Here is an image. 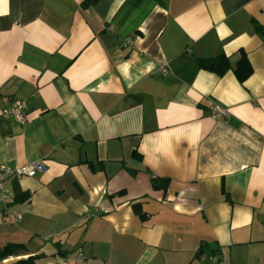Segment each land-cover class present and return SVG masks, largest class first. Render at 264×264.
Here are the masks:
<instances>
[{
	"label": "crops",
	"instance_id": "crops-1",
	"mask_svg": "<svg viewBox=\"0 0 264 264\" xmlns=\"http://www.w3.org/2000/svg\"><path fill=\"white\" fill-rule=\"evenodd\" d=\"M86 1L0 0V164L45 167L4 183L2 263L264 264V0Z\"/></svg>",
	"mask_w": 264,
	"mask_h": 264
},
{
	"label": "built area",
	"instance_id": "built-area-1",
	"mask_svg": "<svg viewBox=\"0 0 264 264\" xmlns=\"http://www.w3.org/2000/svg\"><path fill=\"white\" fill-rule=\"evenodd\" d=\"M130 39L124 41V46L129 45ZM161 73H167L169 68L167 63H162L158 66ZM214 116L221 117L227 115V110L219 103L213 104ZM28 110V103L26 100L17 99L12 104L2 110V116L14 117L18 121H24L26 119V112ZM45 169L41 161L31 162L24 165H8L0 164V203L6 205L10 201L11 191L4 186V183L9 178H23L31 176L37 171H43ZM4 213L6 215L11 214L15 220H20L22 214L19 212H11L4 206ZM62 264H87L86 258L81 247H77L74 251L73 257H66Z\"/></svg>",
	"mask_w": 264,
	"mask_h": 264
},
{
	"label": "trees",
	"instance_id": "trees-1",
	"mask_svg": "<svg viewBox=\"0 0 264 264\" xmlns=\"http://www.w3.org/2000/svg\"><path fill=\"white\" fill-rule=\"evenodd\" d=\"M87 2L88 0L84 5ZM257 30L264 34V29L261 25L257 24ZM240 54V58L235 65L231 63L229 56L223 52L211 57H196L191 59V63L188 65L189 68L187 67V71H189L186 73L187 79L191 81L195 73L200 69L208 70L220 76L233 69L239 81L243 82L252 74L253 67L246 52L242 50ZM134 209L144 218L137 205H134ZM23 249H25V245L21 243H9L0 248V264H3L2 261L11 255H19ZM40 257L41 255H30L18 259L14 264H36Z\"/></svg>",
	"mask_w": 264,
	"mask_h": 264
}]
</instances>
